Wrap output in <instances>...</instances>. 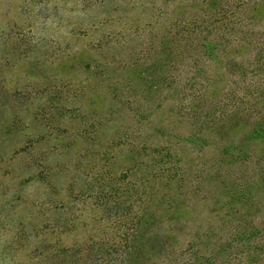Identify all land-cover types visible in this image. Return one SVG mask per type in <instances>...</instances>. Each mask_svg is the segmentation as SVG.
<instances>
[{"label": "trees", "instance_id": "trees-1", "mask_svg": "<svg viewBox=\"0 0 264 264\" xmlns=\"http://www.w3.org/2000/svg\"><path fill=\"white\" fill-rule=\"evenodd\" d=\"M194 1L167 11V122L138 117L134 79L104 72L108 112L84 131L103 149L83 151L108 169L24 264H264V0Z\"/></svg>", "mask_w": 264, "mask_h": 264}, {"label": "rangeland", "instance_id": "rangeland-1", "mask_svg": "<svg viewBox=\"0 0 264 264\" xmlns=\"http://www.w3.org/2000/svg\"><path fill=\"white\" fill-rule=\"evenodd\" d=\"M194 2L0 0V264H24L54 241L45 226L61 201L78 207L85 175L107 171L83 151L103 149L84 131L108 112L104 72L134 79L138 117L167 122V11L177 17ZM120 115L104 128L111 132Z\"/></svg>", "mask_w": 264, "mask_h": 264}]
</instances>
